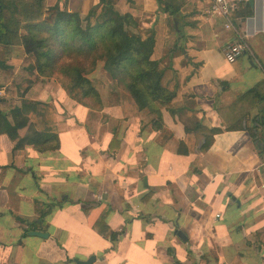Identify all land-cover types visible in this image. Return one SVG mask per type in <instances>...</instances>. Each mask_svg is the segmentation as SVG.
Segmentation results:
<instances>
[{
  "label": "crops",
  "instance_id": "crops-1",
  "mask_svg": "<svg viewBox=\"0 0 264 264\" xmlns=\"http://www.w3.org/2000/svg\"><path fill=\"white\" fill-rule=\"evenodd\" d=\"M113 3L141 26L155 23L152 59L164 70L163 85L175 90L177 113L163 110L164 129L155 131L126 97L92 112L54 80L24 92L33 78L22 70L23 49L10 48L11 73L0 70V108L8 114L10 106L39 103L29 124L56 134L59 148L14 151L16 141L0 134V264L91 257L92 264H264V142L246 130L251 118L264 116V101L249 96L235 107L255 87L264 97L263 2H245L234 14L251 56L231 64L223 48L235 35L210 11L211 0H175L174 15L155 0ZM56 4L84 16L99 0H45L46 9ZM195 125L221 130L206 151ZM257 130L264 138V128ZM180 143L187 155L177 153ZM48 203L57 206L40 224L38 210ZM105 212L106 234L121 233L114 243L93 228Z\"/></svg>",
  "mask_w": 264,
  "mask_h": 264
},
{
  "label": "trees",
  "instance_id": "trees-1",
  "mask_svg": "<svg viewBox=\"0 0 264 264\" xmlns=\"http://www.w3.org/2000/svg\"><path fill=\"white\" fill-rule=\"evenodd\" d=\"M126 1L133 4V0ZM155 1L159 11L175 14L171 7L175 0ZM138 27L131 15L115 10L113 0H99V4L84 16L61 10L58 4L46 9L45 0H0V70L7 75L11 73V67L6 65V55L10 48L21 47L25 55L22 70L33 78V81L27 80L24 92L36 82L55 80L71 100L92 112L118 107L122 97H126L137 111H144L151 117L152 129L161 131L164 129L162 111L170 115L177 113L172 106L175 90H168L163 85L164 70L158 61L152 59L155 32L150 30L140 35ZM81 61L88 63L89 69ZM99 62L111 82L106 100L98 90V81L88 77ZM249 96L264 101L259 87H255L237 104ZM38 105L25 101L19 107L10 106L8 114L0 108V134L16 141L14 151L25 146H32L39 153L58 150L56 134L38 132L29 124L28 114ZM9 118L14 120V125L9 123ZM251 121L253 126L246 127V130L255 141L264 142V138L257 136L259 126L264 128V116H254ZM25 127L26 135L18 138V130ZM193 131L203 138L201 152L208 150L213 137L221 132L201 125H195ZM177 153L187 155L188 151L180 143ZM5 171L6 168H0V174ZM55 206L48 203L38 210L40 224ZM105 218L106 212L93 228L114 243L121 233L106 234ZM17 220L23 223V220Z\"/></svg>",
  "mask_w": 264,
  "mask_h": 264
},
{
  "label": "built area",
  "instance_id": "built-area-1",
  "mask_svg": "<svg viewBox=\"0 0 264 264\" xmlns=\"http://www.w3.org/2000/svg\"><path fill=\"white\" fill-rule=\"evenodd\" d=\"M245 2H247V0H211L210 4V11L219 16L223 20L224 28L226 30H231L235 35V41L227 44L223 48L224 59L230 64L234 63L245 54L251 56V51L245 40V36L242 35L239 29L233 24L234 14Z\"/></svg>",
  "mask_w": 264,
  "mask_h": 264
},
{
  "label": "rangeland",
  "instance_id": "rangeland-1",
  "mask_svg": "<svg viewBox=\"0 0 264 264\" xmlns=\"http://www.w3.org/2000/svg\"><path fill=\"white\" fill-rule=\"evenodd\" d=\"M134 20H135V22H137V24L139 26L138 29H137V33H139L140 35H145L150 30L154 31V25H155V23H154V25L153 24L150 25L149 22H147V25L148 26H141V24L136 19H134ZM81 63L82 64H85L86 65V68H88V63H85L83 61H81ZM88 77L89 78H92L93 77V78H95L98 81V84H99L98 90H99L102 98H104L106 100L108 98L107 97L108 96V93L110 92V89H111V82L108 79L107 75L102 70V63L101 62H99V63L96 64V68L88 74ZM45 81L46 80H44L42 82H45ZM235 107L236 108L239 107V104H237V102L235 103Z\"/></svg>",
  "mask_w": 264,
  "mask_h": 264
},
{
  "label": "water",
  "instance_id": "water-1",
  "mask_svg": "<svg viewBox=\"0 0 264 264\" xmlns=\"http://www.w3.org/2000/svg\"><path fill=\"white\" fill-rule=\"evenodd\" d=\"M264 4V0H261ZM248 4L251 6V8H254V3L255 0H247ZM30 235L32 236H36L39 238H47V234H43V233H39V232H32L30 233ZM177 236L179 239H181L182 241H185V238L183 236V234L181 232H177ZM94 257L89 258L87 261L85 262H81V261H75L76 264H92L94 262Z\"/></svg>",
  "mask_w": 264,
  "mask_h": 264
}]
</instances>
